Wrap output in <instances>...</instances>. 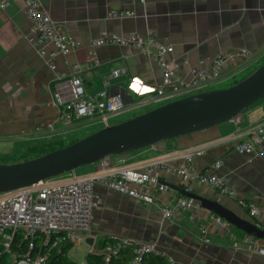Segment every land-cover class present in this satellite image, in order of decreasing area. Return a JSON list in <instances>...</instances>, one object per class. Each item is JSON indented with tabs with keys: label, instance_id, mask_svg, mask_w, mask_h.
I'll return each instance as SVG.
<instances>
[{
	"label": "crops",
	"instance_id": "1",
	"mask_svg": "<svg viewBox=\"0 0 264 264\" xmlns=\"http://www.w3.org/2000/svg\"><path fill=\"white\" fill-rule=\"evenodd\" d=\"M40 1L53 20L63 25L80 45L66 55H58L57 68L51 69L47 58L38 52L33 24L24 12L23 0H10L7 7L0 10V156L20 153L27 146L55 136L73 132L87 135L91 128L95 131L103 127L99 121L89 120L73 128L57 123L53 132H38V126L55 119L63 104L72 100L74 90L69 76L76 64L82 67L88 95L107 88L109 93L121 94L125 103L132 105L154 94L152 87L163 79L157 60L132 45L107 44L94 49L92 40L105 31L124 36L136 32L142 37L155 33L163 42L173 44L178 75L185 80H191L190 67L196 65L199 58L237 48L260 54L238 65L225 66L220 81L215 84L218 87L240 79L264 60V0ZM112 8L134 9L136 14L110 17ZM48 48L53 49V46ZM113 68H124L127 73L114 77ZM63 72H67L68 78L60 77ZM133 76L138 79L132 81ZM147 107L123 112L114 118L115 123L145 112ZM263 120L264 99L236 120L156 146L113 155L104 163L109 170L139 166L154 159L178 165L187 152L200 148L203 154L194 157V166L205 171L221 161V167L215 172L226 180L235 195L222 194L198 182L193 183L191 191L218 199L242 217L264 226V142L258 145L259 152L254 155L235 149V143ZM100 169L99 163L86 165L81 175ZM159 175L160 180L185 189L179 175L165 171ZM67 178L69 176L61 177V180ZM94 191L100 201L92 221L97 232L92 236L91 227L88 236L94 238V244L84 254V261L88 252H102L95 243L101 235L112 232L155 241L166 252V258L177 264H264V256L238 247L246 233L242 234L243 231L234 226L225 235L212 229L202 236L200 221L189 212L175 210L169 219L156 205L145 204L103 184H96ZM241 198L256 203L260 210L258 216H252L240 204ZM81 243L86 242L75 246L81 249Z\"/></svg>",
	"mask_w": 264,
	"mask_h": 264
},
{
	"label": "built area",
	"instance_id": "2",
	"mask_svg": "<svg viewBox=\"0 0 264 264\" xmlns=\"http://www.w3.org/2000/svg\"><path fill=\"white\" fill-rule=\"evenodd\" d=\"M10 0H0V10L7 7ZM144 2V0H141ZM24 12L33 24L38 52L47 58L51 69L56 70L55 59L66 55L80 45L71 37L64 26L53 20L50 13L42 6L40 0H23ZM134 9L112 8L110 17L133 16ZM107 44L132 45L138 51L154 57L162 70V82L152 87L154 94L128 105L121 94H111L104 88L95 95H88L85 89L82 67L72 66L69 80L73 86L74 96L63 104L55 119L38 126V132H53L56 124L73 128L89 120H97L103 126L115 123V117L123 112L134 111L145 106L155 107L160 104L211 89L220 81L224 67L228 64L238 65L244 61L259 57V53L247 48L225 50L216 56L199 58L196 65L190 67L191 80L178 75L179 64L174 59V45L163 42L155 33L146 37L134 32L129 36L105 31L91 42L95 49ZM52 45L53 49L48 46ZM185 63H188L185 60ZM124 68H113L112 76L126 74ZM68 78L67 72L60 75ZM132 81L138 77L133 76ZM107 83V82H106ZM264 142V120L235 143V149L242 154H257L258 145ZM202 149L187 152L182 162L172 165L164 159H154L139 166H124L114 170L106 167V160L98 162L99 171L81 175L76 170L70 171L69 178L49 182L40 181L27 187L0 193V264L5 256L9 264H47L49 251L67 242H86L92 227L95 210L99 207V196L94 191L96 184L119 193L127 194L145 204L156 205L166 218L171 219L175 210L189 212L200 221L202 236L216 230L223 235L233 227L222 216L205 208L200 202L184 195L169 191L161 183L160 173L169 172L179 175L185 184V190L191 191L195 182L207 184L222 194L235 195L226 180L215 170L221 167L216 162L205 171L198 170L193 160L202 155ZM240 204L249 210L252 216H258L260 210L255 202L241 198ZM114 240L102 249L104 264H123L118 260L126 248L133 256L126 264H147L148 254L162 255L157 243L130 236L108 233ZM48 249L43 252L42 247ZM252 254L264 256V240L252 235H245L238 243ZM170 264L174 261L170 260ZM87 264V263H85Z\"/></svg>",
	"mask_w": 264,
	"mask_h": 264
},
{
	"label": "water",
	"instance_id": "3",
	"mask_svg": "<svg viewBox=\"0 0 264 264\" xmlns=\"http://www.w3.org/2000/svg\"><path fill=\"white\" fill-rule=\"evenodd\" d=\"M264 99V63L240 81L226 87L190 94L105 125L92 133L47 153L27 160L0 163V193L27 187L40 181L92 165L113 155L156 146L190 133L236 120L255 103ZM161 183L180 194L200 201L247 235L264 240V226L242 217L218 199L208 198L181 186ZM88 237L87 243L94 244Z\"/></svg>",
	"mask_w": 264,
	"mask_h": 264
},
{
	"label": "trees",
	"instance_id": "4",
	"mask_svg": "<svg viewBox=\"0 0 264 264\" xmlns=\"http://www.w3.org/2000/svg\"><path fill=\"white\" fill-rule=\"evenodd\" d=\"M263 63H264V60L261 63H259L258 65H256L255 68H257L258 66H260ZM253 70H251V71H253ZM248 74L242 76L240 79H238L232 83H229L227 86H230V85L240 81L241 79H243ZM151 108H154V107H150L149 109H151ZM149 109H147V110H149ZM120 121H123V120H120ZM84 136L85 135H82V134L79 135V134L74 133V132L65 134L63 136H55V137H53L49 140H46L44 142H40V143H36L34 145L27 146L20 153H12L11 155H6L8 157H5L4 159H6V160L2 163H12V162H17V161H22V160H27V159H30L33 157H37V156H40V155L47 153L48 151H51V150H54V149H57L60 147H64L68 144H71L74 141H76V140H78ZM238 231H240V230H238ZM243 233L244 232H242V234ZM113 242H114V240L111 239L108 236V234H104L98 238V240L95 243V246L98 249H103L104 247H106L109 244H112ZM74 246H75V242H67V243L60 244L59 246H57L55 248H52L49 251V259H48L47 264H79L67 256L68 251ZM42 250H43V252L48 251V249L45 248L44 245L42 247ZM132 256H133L132 250L130 248H126L123 251V258L119 259L118 261L123 263V264L129 263ZM145 260H146L147 264H170L171 263L170 260L166 258V256L155 255V254H148L145 257ZM1 262H2L1 264H9L7 262V258L5 256L2 258ZM86 263L87 264H104V258H103L102 253H99V251L88 252L86 255ZM173 264H177V263L174 262Z\"/></svg>",
	"mask_w": 264,
	"mask_h": 264
},
{
	"label": "rangeland",
	"instance_id": "5",
	"mask_svg": "<svg viewBox=\"0 0 264 264\" xmlns=\"http://www.w3.org/2000/svg\"><path fill=\"white\" fill-rule=\"evenodd\" d=\"M250 68H251V67H250ZM248 70H249V68H248ZM248 70H247V71H248ZM236 75H237V74H236ZM233 77L235 78L236 76L234 75ZM234 78H233V79H234ZM219 85H223V84H219ZM227 85H228V84H225L224 86H227ZM213 88H218V85L213 86L211 89H213ZM141 111H143V110H141ZM111 123H113V121H111ZM93 129H94V128H91V129H90V133L94 132ZM74 133H77V134L81 135L80 132H74ZM82 135H83V134H82ZM5 157H8V156H0V163L4 162V161L6 160V159H4ZM76 171H77L79 174H82V173L84 172V171H83V167H80V168L76 169ZM69 173H70V172H66V173H64V174H62V175H59V176H56V177H52V178H50L48 181H49V182H56L57 180H61V177L69 176ZM94 232H97V230L94 229V227H92V233H91L92 236H95ZM109 233H112V232H109ZM99 235H100V234H99ZM117 235H119V234H117ZM119 236H124V235H119ZM81 245H83L81 249H79L78 246H74V247H72V248L68 251V255H67V256H68L70 259H72L73 261H75V262H77V263H79V264H85L86 261H84V259H85V258H84V254L87 252V250H90L91 247H90V245H88V244H86V243H81ZM157 246H158V245H157ZM158 248H159V246H158ZM159 251H160L161 253H164L165 255H167L166 252L163 251V250H161L160 248H159ZM258 256H259V255H258Z\"/></svg>",
	"mask_w": 264,
	"mask_h": 264
}]
</instances>
